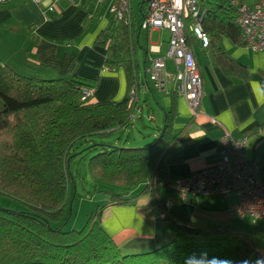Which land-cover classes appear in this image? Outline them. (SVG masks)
<instances>
[{
	"label": "trees",
	"instance_id": "trees-1",
	"mask_svg": "<svg viewBox=\"0 0 264 264\" xmlns=\"http://www.w3.org/2000/svg\"><path fill=\"white\" fill-rule=\"evenodd\" d=\"M197 1L205 12L201 27L208 45L202 48L189 36L191 48L198 44L225 75L247 81V68L220 45L222 39L241 45L229 0ZM146 8L142 0L139 23L131 10L128 21L106 13V27L94 42L105 51L103 69L124 74L126 93L120 102L81 101L82 90H96L97 81L76 75L69 80L24 77L0 62V195L28 209L0 208V264H258L257 246L229 229L205 233L172 222L176 236L169 244L136 255H122L101 229L103 212L130 205L132 192L145 196L158 213L165 209L163 195L174 192L165 160L176 152L180 135L173 130L176 92L166 110L153 98L162 114L161 126L152 129L153 140L126 148L119 138L132 129L133 111L142 113L140 88L157 93L146 81L148 67L140 66L136 56ZM258 154L264 167V144ZM73 163L84 167L94 188L103 186L100 193L108 200L89 215L82 230L64 232L69 191L74 195L76 182L82 181L71 171Z\"/></svg>",
	"mask_w": 264,
	"mask_h": 264
},
{
	"label": "crops",
	"instance_id": "crops-1",
	"mask_svg": "<svg viewBox=\"0 0 264 264\" xmlns=\"http://www.w3.org/2000/svg\"><path fill=\"white\" fill-rule=\"evenodd\" d=\"M40 2L14 0L0 6V55H4L0 58L1 64L14 66L13 70L8 68L24 77L37 75L46 80H66L76 75L97 81L92 101L120 102L126 93L124 74L121 70L116 73L104 70L105 51L94 45L96 37L106 27L105 15L96 17L87 9L79 10L81 0L74 5L64 0ZM48 2L53 4L52 12H47L43 6ZM87 2L85 0L83 6ZM88 17L89 23L83 24ZM142 32L146 37L143 44ZM154 33L160 35L161 32L141 29L138 34L137 50L145 69L152 59L163 58L167 50V41L165 48L163 44L149 43ZM220 45L234 62L247 68L248 80L242 82L225 75L198 45L199 54L194 57L202 85L199 117L193 121L186 102L178 96L177 118L173 122V130L180 133L176 140L177 150L165 160L166 171L173 180L214 167L224 150L222 140L225 136L236 141L245 139L246 161L257 160L259 174L261 171L264 175L258 154L264 144V52L254 53L225 39ZM165 64L168 78L153 95L164 110L169 107L176 88L175 74L168 72V67L175 72L174 65L169 60ZM145 89L150 94V90ZM143 92L146 95V91ZM151 115L148 116L150 121ZM129 198L133 200L128 206L107 208L101 224L102 231L122 255L147 253L169 244L176 236L172 224L175 222L205 233L229 229L232 234L256 245L257 263L264 264V228L229 213V207L238 200L233 194L226 199L219 195H187L182 201L180 195L171 192L163 195V213L151 209L145 196L132 192ZM168 201L172 205L166 207Z\"/></svg>",
	"mask_w": 264,
	"mask_h": 264
},
{
	"label": "built area",
	"instance_id": "built-area-1",
	"mask_svg": "<svg viewBox=\"0 0 264 264\" xmlns=\"http://www.w3.org/2000/svg\"><path fill=\"white\" fill-rule=\"evenodd\" d=\"M14 0H0V6ZM41 4L39 0H31ZM74 5L80 0H64ZM103 4L106 0H93ZM145 17L140 29L149 32L167 33V50L163 58H154L147 71L148 81L153 88L160 89L161 83L168 78L166 61L174 65L176 81L175 92L186 102L191 119L199 117L202 99V85L193 50L189 44L192 36L202 48L208 41L201 27L205 12L197 0H145ZM109 14L118 20H129L131 0H110ZM235 11L234 25L241 35V45L254 53L264 52V0H229ZM47 12L53 11L51 2L43 3ZM89 23V17L83 24ZM92 89H83L81 101L91 98ZM134 94L130 95V102ZM224 150L214 167L198 172L190 177L175 180L173 191L181 196L207 197L219 195L226 199L237 196V202L229 207V213L237 219H248L252 225L264 228V185L259 178L258 161L245 159L246 140H232L225 136L222 140ZM172 205L168 201L165 206Z\"/></svg>",
	"mask_w": 264,
	"mask_h": 264
},
{
	"label": "rangeland",
	"instance_id": "rangeland-1",
	"mask_svg": "<svg viewBox=\"0 0 264 264\" xmlns=\"http://www.w3.org/2000/svg\"><path fill=\"white\" fill-rule=\"evenodd\" d=\"M81 1H83L81 4L82 7L80 6L79 10L85 11L87 9V12H89L90 15L93 14L96 15V17H98V15H102V16L105 15L108 12L111 3L110 0H106L103 4H97L93 0H87L88 1L87 4L83 6L85 0H81ZM141 1L142 0H131V4H130L131 15L137 23H139V21L141 20V15L139 13V5ZM167 37L168 36L166 32H161L160 35L158 33H154L151 35L149 43L161 44V46L163 44V48H165L164 44L167 41ZM140 40H141V44L145 43L146 37L144 32L141 33ZM192 50L194 54L197 53L199 54V48L196 43L192 46ZM164 53L165 51H163L162 54L164 55ZM138 54L140 55L137 56ZM136 56L139 65L141 66L142 55L140 52H138V50L136 51ZM1 57L3 58L4 55H0V58ZM7 65L13 70L12 67L14 66L10 64ZM168 72L170 74H175V72L173 73L172 70L169 69V67H168ZM44 78L46 77H43V79ZM66 80H69V78ZM148 85L151 88L153 87L150 81H148ZM145 88L146 87L140 88L141 95L139 96L140 97L139 105L143 107L142 113L133 111V117L130 120V122L132 123V129L123 131L119 134L120 141L122 145L125 146L126 148L140 147L143 146L142 144L150 142L154 138L152 133L153 127L161 126L162 114L156 108L153 102V95H151V92L149 94ZM143 90L146 91V95L144 94ZM143 95L147 97L146 106H144L143 103L145 98ZM148 114L153 115V118L156 121L155 124L154 122H150L148 120ZM126 139H128V141L125 143ZM71 171H73V174H75L76 172L80 174L81 175L80 179L82 181L76 182V190L74 195H72L73 194L72 191H69L68 207H67L68 220L63 226L64 232H71V231L78 232L82 230L86 224L89 215L92 212H94L98 207H103L108 200V198L105 195L100 193V191L103 190V186L97 185V187L94 188L93 182L87 176L84 167L82 165H75V163H73ZM259 176H260L259 177L260 181L264 185V175L261 173V171ZM134 191H137V189H135ZM0 208L3 210L17 211L19 213H28V209L25 206L1 195H0Z\"/></svg>",
	"mask_w": 264,
	"mask_h": 264
},
{
	"label": "water",
	"instance_id": "water-1",
	"mask_svg": "<svg viewBox=\"0 0 264 264\" xmlns=\"http://www.w3.org/2000/svg\"><path fill=\"white\" fill-rule=\"evenodd\" d=\"M163 83H161V87H162Z\"/></svg>",
	"mask_w": 264,
	"mask_h": 264
},
{
	"label": "clouds",
	"instance_id": "clouds-1",
	"mask_svg": "<svg viewBox=\"0 0 264 264\" xmlns=\"http://www.w3.org/2000/svg\"><path fill=\"white\" fill-rule=\"evenodd\" d=\"M258 264H260V262H258Z\"/></svg>",
	"mask_w": 264,
	"mask_h": 264
}]
</instances>
